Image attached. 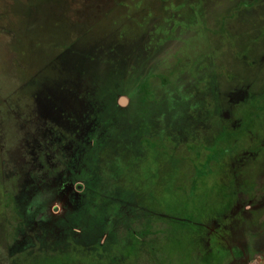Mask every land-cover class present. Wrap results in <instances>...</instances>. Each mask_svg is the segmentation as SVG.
<instances>
[{"label":"rangeland","instance_id":"rangeland-1","mask_svg":"<svg viewBox=\"0 0 264 264\" xmlns=\"http://www.w3.org/2000/svg\"><path fill=\"white\" fill-rule=\"evenodd\" d=\"M132 233L264 264V0H0V264Z\"/></svg>","mask_w":264,"mask_h":264},{"label":"trees","instance_id":"trees-1","mask_svg":"<svg viewBox=\"0 0 264 264\" xmlns=\"http://www.w3.org/2000/svg\"><path fill=\"white\" fill-rule=\"evenodd\" d=\"M111 103L112 102H110V105ZM109 108H111V106H109ZM141 243V240L138 237L135 238L132 233L123 240L118 241L114 246H104L103 248H105L108 252L104 256L106 257L104 261L107 262L106 264H129L131 253L133 252V254H135L134 256H136V254H139L138 252L141 248ZM64 244L65 243L63 242H58L56 247H61ZM66 247L72 246L66 243L61 249H64ZM59 256H51V254H45L38 258L34 255H29L27 252H25L20 255V264H81L77 261L68 260L72 257L68 253L62 256L61 254H59ZM61 257H65V259H68H66L67 261H63Z\"/></svg>","mask_w":264,"mask_h":264},{"label":"flooded vegetation","instance_id":"flooded-vegetation-1","mask_svg":"<svg viewBox=\"0 0 264 264\" xmlns=\"http://www.w3.org/2000/svg\"><path fill=\"white\" fill-rule=\"evenodd\" d=\"M181 61H182V59H179L177 64H180ZM223 135H224L223 133L222 134L217 133L215 135L210 134L209 136H207L206 140H227L228 136H223ZM212 145H213V143L210 144V147H212ZM209 155L213 156L214 154L213 153L206 154V158H209L210 157Z\"/></svg>","mask_w":264,"mask_h":264},{"label":"water","instance_id":"water-1","mask_svg":"<svg viewBox=\"0 0 264 264\" xmlns=\"http://www.w3.org/2000/svg\"><path fill=\"white\" fill-rule=\"evenodd\" d=\"M81 187L79 186V189H80Z\"/></svg>","mask_w":264,"mask_h":264}]
</instances>
